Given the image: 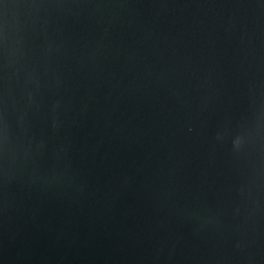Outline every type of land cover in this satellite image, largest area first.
<instances>
[{"label":"water","instance_id":"1","mask_svg":"<svg viewBox=\"0 0 264 264\" xmlns=\"http://www.w3.org/2000/svg\"><path fill=\"white\" fill-rule=\"evenodd\" d=\"M0 264H264V0H0Z\"/></svg>","mask_w":264,"mask_h":264}]
</instances>
